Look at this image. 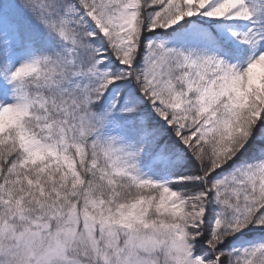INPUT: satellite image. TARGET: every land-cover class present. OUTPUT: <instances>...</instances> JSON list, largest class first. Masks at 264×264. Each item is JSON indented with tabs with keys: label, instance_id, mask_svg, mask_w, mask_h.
<instances>
[{
	"label": "snow or ice",
	"instance_id": "snow-or-ice-1",
	"mask_svg": "<svg viewBox=\"0 0 264 264\" xmlns=\"http://www.w3.org/2000/svg\"><path fill=\"white\" fill-rule=\"evenodd\" d=\"M0 264H264V0H0Z\"/></svg>",
	"mask_w": 264,
	"mask_h": 264
}]
</instances>
